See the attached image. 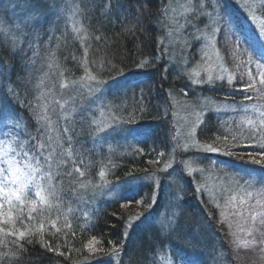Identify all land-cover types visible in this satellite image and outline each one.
I'll list each match as a JSON object with an SVG mask.
<instances>
[{
	"label": "rangeland",
	"instance_id": "374dc122",
	"mask_svg": "<svg viewBox=\"0 0 264 264\" xmlns=\"http://www.w3.org/2000/svg\"><path fill=\"white\" fill-rule=\"evenodd\" d=\"M86 1L0 0V48L16 52L26 45L25 53L33 52L37 57L33 29L52 15L65 17L81 44L79 9ZM229 14L238 15L239 20L244 18L242 35L253 44L257 65L264 66V0H166L158 23L166 57L162 51L159 60L165 61V68L173 73L181 88L168 92L171 122L164 120L171 123L172 151L163 178L149 176L111 184L99 159L104 151L124 152L147 136L143 130L123 124L115 113L117 103L125 102L135 89L137 76H124L106 84L91 75L66 81L61 77L54 52L41 57L37 67L40 92L28 109L40 141L46 147L52 144L51 172L66 185L63 198L73 200L70 212L90 220L106 203L149 183L155 187L156 202L159 188L163 187L162 209L152 222L157 231L153 240L155 255L161 256H155L147 264H175L170 255L175 260L177 256L179 264H231L210 220L215 213L219 224H224L233 248L238 247L241 252L251 253V249L264 252V245L259 243L264 224L256 216V212L264 211V172L217 160L218 150L208 151V146L197 138L207 113L243 125L252 122L256 115L264 116L260 108L218 100L199 90L216 81L234 80L217 46L221 25L233 19ZM261 68L264 73V67ZM10 101L21 103L0 61V158L5 149L11 156L22 143L27 150L37 141L32 139L34 133L23 117L11 108ZM48 183L47 178L42 181L45 188ZM28 196L44 205L35 197L34 190L30 189ZM201 196L210 203L209 209L206 210ZM185 199L190 212L183 209ZM145 236L143 240L147 239ZM143 240L137 241L144 246L136 264H145L143 256L150 242ZM259 244L261 249L257 247ZM108 259L104 264L120 262L116 254Z\"/></svg>",
	"mask_w": 264,
	"mask_h": 264
},
{
	"label": "trees",
	"instance_id": "16d2710c",
	"mask_svg": "<svg viewBox=\"0 0 264 264\" xmlns=\"http://www.w3.org/2000/svg\"><path fill=\"white\" fill-rule=\"evenodd\" d=\"M165 3L166 0H87L79 9L81 44L76 41L67 19L52 15L33 29L37 37V57L33 52L25 53L26 45L16 52L0 48V61L21 101H10L11 108L23 117L37 141L40 136L35 132L36 125L28 106L33 105L40 92V73L36 71L41 57L54 52L61 77L66 81H78L82 76L91 75L106 84L124 76H137L135 89L125 102L117 103L115 113L123 124L143 130L147 136L124 152L104 151L99 156L111 184L149 176L163 178L168 172L165 166L170 160L172 146L171 123L167 124L171 122V107L167 98L171 89L181 87L173 73L165 68V61L159 60L162 51L165 55L158 26ZM232 17L230 22L221 25L217 46L234 80L216 81L199 90L218 100L252 105L264 112L262 68L258 67L252 53L253 44L242 35L244 18ZM249 83L255 87H248ZM261 121L264 116L256 115L252 122L243 125L237 120L207 113L197 138L201 144L218 150L217 160L264 172L261 165L249 163L251 160L264 161V154H261L264 153V123ZM95 159H92L94 164ZM54 175L51 178L54 194L49 196L45 192L47 203L43 206L37 203L38 211L32 213L31 218L27 215L29 208L24 206L23 226L16 224L17 229L28 231L26 239L0 233V264H104L115 254L120 258L119 264H136L144 246L137 241L143 240L144 235L147 239L143 241L150 242L144 252V263H152L155 256H161L155 255L153 240L157 231L152 222L162 209L160 191L163 187L159 188L156 202L155 187L149 183L106 203L87 220L69 211L73 200L63 198L66 185ZM188 199L183 209L190 212ZM201 199L205 201L203 196ZM205 205L206 210L210 208V203L205 201ZM210 220L225 245L231 264H264V252L252 249L251 253L241 252L240 248H233L224 224H219L217 213ZM17 245L22 248L17 250ZM257 247L261 249L262 246ZM169 258L179 264L177 256L176 260L172 255Z\"/></svg>",
	"mask_w": 264,
	"mask_h": 264
},
{
	"label": "snow or ice",
	"instance_id": "6c2138e0",
	"mask_svg": "<svg viewBox=\"0 0 264 264\" xmlns=\"http://www.w3.org/2000/svg\"><path fill=\"white\" fill-rule=\"evenodd\" d=\"M264 28V26H262ZM258 67H264L259 66ZM94 79V78H93ZM253 79H255L253 77ZM260 83L264 85V73H261ZM248 87L254 88L255 85L249 83ZM264 123V121H261ZM65 133L68 131L64 129ZM43 135V133H41ZM32 139L35 140V137ZM51 141L52 137H48ZM208 151H217V149L208 146ZM52 144L49 143L47 147L41 141H36L34 145L25 150L23 143L19 146L18 150L14 151L13 155H9L7 149L3 152V158H0V233L5 236H18L19 239L24 240L28 235V231H21L16 228V224L20 223L23 226L24 206L29 208L28 217L31 218L32 213L38 211L37 200L29 199V190H34L35 197L39 199L40 203H47L44 193L47 192L49 196L53 195V186L51 184L52 178V162L50 160ZM264 154V153H261ZM251 164H257L264 167V161L251 160ZM79 172V169H76ZM68 175H71L69 172ZM82 175V173H81ZM103 175V173H101ZM48 180V187L42 184V181ZM27 202V204H26ZM14 212L18 214L13 215ZM256 216L261 217V224H264V211L256 212ZM255 219V217H253ZM44 225H40L43 230ZM59 231V229H57ZM251 235V233H249ZM261 245H264V234H262ZM51 248V246L49 245ZM91 247V245L89 246ZM22 246L17 245V250ZM53 251L55 249H52ZM114 251H116L114 249ZM63 255V253H60ZM15 255V253H13Z\"/></svg>",
	"mask_w": 264,
	"mask_h": 264
}]
</instances>
